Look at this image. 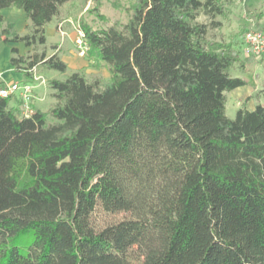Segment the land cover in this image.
<instances>
[{
	"label": "trees",
	"instance_id": "1",
	"mask_svg": "<svg viewBox=\"0 0 264 264\" xmlns=\"http://www.w3.org/2000/svg\"><path fill=\"white\" fill-rule=\"evenodd\" d=\"M67 1L0 0L27 20L0 15V38L32 50L9 64L63 76L48 112L0 96V264H264V104L226 115L246 82L217 38L236 0H129L126 22L82 24L109 72L91 81L47 44ZM98 210L129 217L98 227Z\"/></svg>",
	"mask_w": 264,
	"mask_h": 264
},
{
	"label": "crops",
	"instance_id": "2",
	"mask_svg": "<svg viewBox=\"0 0 264 264\" xmlns=\"http://www.w3.org/2000/svg\"><path fill=\"white\" fill-rule=\"evenodd\" d=\"M64 4H66V2ZM230 9L228 21L224 22L220 28L217 38L229 43L233 53H237L239 62L233 64L231 67L233 75L234 77L242 78L246 84L225 93L227 99L226 106L230 97L231 104L234 106L235 110L241 107L247 110H253L256 105L264 104V98L262 94L259 93L261 90H264V53L262 56L258 57L244 56L241 51V36L248 26L249 17L253 19L254 25L257 28L264 30V0H236ZM0 15L5 23H12L17 32H25L27 20L23 10L16 7L2 8L0 9ZM56 18L45 25L47 44L55 46L53 52H56L67 64L68 70L72 69L71 71H75V64L81 62V58H78L76 56L77 54H74V40L77 34L75 31H70L65 27H63V34H61V31L57 29ZM20 45L24 46L22 43H5L0 41V73L2 82H11L14 81L15 77L17 78L16 75H6L5 72L8 68L11 70L13 69V67L9 65L11 47L19 49ZM31 84L34 89L36 84L33 81H31ZM34 99L39 101L37 96H33V101ZM33 108L36 107L33 106Z\"/></svg>",
	"mask_w": 264,
	"mask_h": 264
},
{
	"label": "rangeland",
	"instance_id": "3",
	"mask_svg": "<svg viewBox=\"0 0 264 264\" xmlns=\"http://www.w3.org/2000/svg\"><path fill=\"white\" fill-rule=\"evenodd\" d=\"M129 0H70L64 4L60 10V14L56 18L57 29L58 24H61V30L63 27L70 31H75L81 28L82 24H88L93 28L107 27L115 22H126L131 13ZM3 36L0 38L2 41ZM51 45V44H48ZM74 54L81 58V62L75 64V70H79L84 73L86 78L91 81L94 78L108 79L109 72L106 66L102 62L94 60L88 61L85 55H79L74 42ZM19 54L28 56L32 53L29 48L20 45L18 49ZM10 65V64H9ZM13 67V66H12ZM7 68V67H6ZM72 69H69L71 71ZM6 75H16L14 81L19 82H31L33 81L36 86L33 89V96L39 98V101L34 99L33 106L39 108L45 112H48L49 108L54 104L55 100L52 99L51 89L48 86V80L51 78L62 79L57 71L48 70L41 66H36L32 69V74L38 79L26 77L23 73L14 69H6ZM19 74V75H18ZM229 74L234 77L232 68L229 69ZM20 77V78H19ZM34 84V85H35ZM235 108L229 102L226 106V115L229 118H234ZM47 122H52L53 118L50 114L46 116ZM129 217L128 213H105L103 211H96L94 213V222L96 226L103 227L105 225L117 222L123 218Z\"/></svg>",
	"mask_w": 264,
	"mask_h": 264
},
{
	"label": "built area",
	"instance_id": "4",
	"mask_svg": "<svg viewBox=\"0 0 264 264\" xmlns=\"http://www.w3.org/2000/svg\"><path fill=\"white\" fill-rule=\"evenodd\" d=\"M59 31L61 30V24H58ZM77 52L79 55H84L87 49V44L84 40V32L81 28L77 29V35L74 40ZM241 51L246 57H258L264 53V30L257 28L254 25L252 18H248V26L242 33L241 36ZM34 79H38L33 76ZM1 79V73H0ZM33 85L31 82H3L0 84V96L2 97H13L20 101L19 109L21 114L25 117L30 116L34 108L32 106L33 101Z\"/></svg>",
	"mask_w": 264,
	"mask_h": 264
}]
</instances>
